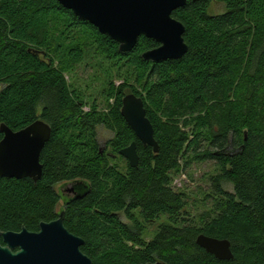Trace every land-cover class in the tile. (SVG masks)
<instances>
[{
  "label": "trees",
  "instance_id": "1",
  "mask_svg": "<svg viewBox=\"0 0 264 264\" xmlns=\"http://www.w3.org/2000/svg\"><path fill=\"white\" fill-rule=\"evenodd\" d=\"M216 3L224 12H212ZM173 17L189 49L155 62L143 57L159 46L154 39L122 52L58 0H0V126L18 131L42 119L52 127L37 182L0 176L2 230L57 219V186L80 181L87 194L67 205L64 225L85 240L93 264H264V0H187ZM97 57L109 77L99 98L87 99L66 75ZM131 93L144 101L158 153L122 115ZM101 128L113 133L106 148ZM133 142L136 168L120 154ZM203 160L219 169L196 213L173 176ZM200 234L230 240L234 258L207 252Z\"/></svg>",
  "mask_w": 264,
  "mask_h": 264
},
{
  "label": "water",
  "instance_id": "2",
  "mask_svg": "<svg viewBox=\"0 0 264 264\" xmlns=\"http://www.w3.org/2000/svg\"><path fill=\"white\" fill-rule=\"evenodd\" d=\"M81 19L91 22L102 34L119 43L120 51H132L142 36L154 39L159 46L143 53L146 60L155 62L183 57L189 47L185 41L184 24L173 17V12L184 6L187 0H58ZM122 115L145 146L159 152L154 126L147 117L141 97L128 94L122 101ZM4 134L0 142V176L8 178H32L37 182L43 175L41 154L52 135V127L42 119L14 131L1 124ZM132 167H138V145L133 142L122 149ZM68 189L71 193H65ZM84 183L69 182L60 187L65 203L82 198L87 192ZM65 211L58 219L42 222L39 232L25 227L19 232L2 231L4 245L0 243V264H93L81 247L85 240L72 233L64 225ZM197 244L221 260L234 258L231 242L205 234L197 237ZM19 248L17 252L13 249ZM147 264H167L162 261Z\"/></svg>",
  "mask_w": 264,
  "mask_h": 264
},
{
  "label": "rangeland",
  "instance_id": "3",
  "mask_svg": "<svg viewBox=\"0 0 264 264\" xmlns=\"http://www.w3.org/2000/svg\"><path fill=\"white\" fill-rule=\"evenodd\" d=\"M224 10L225 6L223 4L216 3L212 6L213 13H222ZM90 61L91 62L89 66H86L85 62V64L78 66V68L75 69V72L68 73L66 75L67 80L82 89V91L87 88V99H93L97 97L99 98L101 87L104 81L109 77V73L107 72L109 67L107 64H103L102 67L100 66L102 63L101 58L97 57L96 59ZM98 62H101L99 66L97 64ZM113 74L115 76V71H113ZM122 80L123 79L116 77V85H119ZM102 100L103 99L100 98V104L104 103ZM89 108V105H86L85 110L88 111ZM112 135L113 133L106 130L105 128H101L99 130V140L103 148H106V143L112 137ZM121 163L125 165V161H121ZM218 169L219 168L216 166L215 160L195 161L194 164L186 168L183 172L173 176V187L176 190H182L189 194L190 202L194 204V211L196 213L201 212L204 208V206L200 204V200L203 198L204 192L211 191V177L218 173ZM61 186H63V183L59 184L57 189L59 190ZM225 187L229 191H233V186L231 184H225ZM68 192L71 193L68 189H66L65 193ZM124 220L126 221L125 218ZM165 221V216H162L160 219L150 225L145 233V237L147 239H151L159 225Z\"/></svg>",
  "mask_w": 264,
  "mask_h": 264
},
{
  "label": "flooded vegetation",
  "instance_id": "4",
  "mask_svg": "<svg viewBox=\"0 0 264 264\" xmlns=\"http://www.w3.org/2000/svg\"><path fill=\"white\" fill-rule=\"evenodd\" d=\"M230 148H231V154H235L236 152H237V150L234 148V147H232V146H230ZM67 207V204L65 203V201H64V199L62 198V200H61V202H60V204H59V206H58V209H57V212L60 214L61 212H63V211H65V208ZM58 219V218H57ZM54 220H56V219H54ZM53 221V220H52ZM51 222V221H50ZM40 226H41V224H40ZM23 227H25V226H23ZM22 227V228H23ZM26 228V227H25ZM27 229V228H26ZM22 230V229H21ZM21 230H18V231H14V232H19V231H21ZM2 231H6V230H2ZM29 231H31V230H29ZM40 231V228L38 229V230H32L31 232H39ZM0 243L1 244H3L4 245V241H3V238H2V236L0 235ZM19 250V248L17 247V248H15V249H13V251L14 252H17Z\"/></svg>",
  "mask_w": 264,
  "mask_h": 264
}]
</instances>
